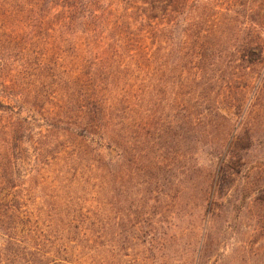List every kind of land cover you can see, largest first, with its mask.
<instances>
[{"label": "trees", "instance_id": "obj_1", "mask_svg": "<svg viewBox=\"0 0 264 264\" xmlns=\"http://www.w3.org/2000/svg\"><path fill=\"white\" fill-rule=\"evenodd\" d=\"M210 18L206 0H0V264H96L116 166L158 180L164 151L261 94L263 40L220 96Z\"/></svg>", "mask_w": 264, "mask_h": 264}, {"label": "rangeland", "instance_id": "obj_2", "mask_svg": "<svg viewBox=\"0 0 264 264\" xmlns=\"http://www.w3.org/2000/svg\"><path fill=\"white\" fill-rule=\"evenodd\" d=\"M206 2L211 56L220 59L213 68L226 87L220 96L234 97L244 71L231 60L244 43L264 41V0ZM223 102L224 112L234 109L233 99ZM208 119L187 136L197 138L192 152L162 153L158 180L152 168L128 167L122 178L116 166L98 205L96 264H264V84L239 117Z\"/></svg>", "mask_w": 264, "mask_h": 264}]
</instances>
